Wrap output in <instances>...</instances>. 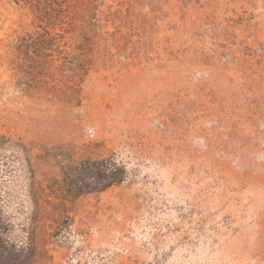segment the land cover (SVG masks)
<instances>
[{
	"label": "rangeland",
	"instance_id": "obj_1",
	"mask_svg": "<svg viewBox=\"0 0 264 264\" xmlns=\"http://www.w3.org/2000/svg\"><path fill=\"white\" fill-rule=\"evenodd\" d=\"M79 101L22 91L0 0V210L32 264H264V0H89ZM115 154L127 179L69 195Z\"/></svg>",
	"mask_w": 264,
	"mask_h": 264
},
{
	"label": "trees",
	"instance_id": "obj_2",
	"mask_svg": "<svg viewBox=\"0 0 264 264\" xmlns=\"http://www.w3.org/2000/svg\"><path fill=\"white\" fill-rule=\"evenodd\" d=\"M28 6L35 29L12 43L11 64L17 86L29 94L70 103L79 101L81 81L88 70L83 44L75 40L80 22L90 11L89 0H13ZM128 168L115 154L87 158L63 173L72 196L102 192L123 183ZM34 242L18 243L9 219L0 210V264H32Z\"/></svg>",
	"mask_w": 264,
	"mask_h": 264
}]
</instances>
